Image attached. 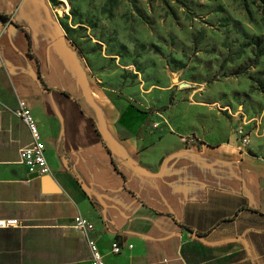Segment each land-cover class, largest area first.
<instances>
[{"label":"crops","instance_id":"1","mask_svg":"<svg viewBox=\"0 0 264 264\" xmlns=\"http://www.w3.org/2000/svg\"><path fill=\"white\" fill-rule=\"evenodd\" d=\"M0 14V219L18 222L0 229V264H88L76 215L104 264H264V140L156 135L145 112L97 83L50 0H0ZM18 102L56 193L19 164L30 136Z\"/></svg>","mask_w":264,"mask_h":264},{"label":"rangeland","instance_id":"2","mask_svg":"<svg viewBox=\"0 0 264 264\" xmlns=\"http://www.w3.org/2000/svg\"><path fill=\"white\" fill-rule=\"evenodd\" d=\"M50 3L97 83L156 135L214 145L241 124L264 140V0Z\"/></svg>","mask_w":264,"mask_h":264},{"label":"built area","instance_id":"3","mask_svg":"<svg viewBox=\"0 0 264 264\" xmlns=\"http://www.w3.org/2000/svg\"><path fill=\"white\" fill-rule=\"evenodd\" d=\"M14 116L20 120L27 128L30 142L18 151V161L28 173L35 174L37 177L50 175L49 169L44 158V147L40 140L36 124L23 102H18L17 108L13 111ZM238 146L243 148L249 144L250 134L244 125H235L232 130ZM256 160L264 165V154L257 156ZM261 187L264 191V178L261 181ZM18 222L15 219H0V229L15 228ZM72 229L79 233L85 240L89 253L88 264H104L102 257L97 249L95 240L90 236L93 231L92 223L76 215L72 219ZM130 249L131 245H127ZM121 252V246L117 241L110 244V253L117 255Z\"/></svg>","mask_w":264,"mask_h":264},{"label":"water","instance_id":"4","mask_svg":"<svg viewBox=\"0 0 264 264\" xmlns=\"http://www.w3.org/2000/svg\"><path fill=\"white\" fill-rule=\"evenodd\" d=\"M40 181V190L42 193H56L58 188L53 182L50 175H44L39 178Z\"/></svg>","mask_w":264,"mask_h":264},{"label":"trees","instance_id":"5","mask_svg":"<svg viewBox=\"0 0 264 264\" xmlns=\"http://www.w3.org/2000/svg\"><path fill=\"white\" fill-rule=\"evenodd\" d=\"M6 19H7V18H6L4 15L0 14V20H1V21L4 22V21H6ZM169 107H170V101H168V102L166 103V105L163 106L162 109H168Z\"/></svg>","mask_w":264,"mask_h":264}]
</instances>
